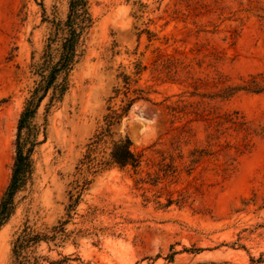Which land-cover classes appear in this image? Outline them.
Returning a JSON list of instances; mask_svg holds the SVG:
<instances>
[{
  "label": "rangeland",
  "instance_id": "1",
  "mask_svg": "<svg viewBox=\"0 0 264 264\" xmlns=\"http://www.w3.org/2000/svg\"><path fill=\"white\" fill-rule=\"evenodd\" d=\"M89 3L94 24L69 88L51 106L48 96L35 118L32 172L0 229V264H12L25 225L52 234L66 219L55 240L37 246L44 264H264V137L241 154L224 146L232 137H222L213 155L192 162V152L208 146L205 125L167 108L184 98L264 120V92L216 95L264 73V0ZM68 9V0H0V200L20 115L38 80L32 65L52 21L65 20ZM126 86L146 98L116 130L143 154L141 166L90 175L69 216L79 163L108 106L125 104Z\"/></svg>",
  "mask_w": 264,
  "mask_h": 264
},
{
  "label": "trees",
  "instance_id": "2",
  "mask_svg": "<svg viewBox=\"0 0 264 264\" xmlns=\"http://www.w3.org/2000/svg\"><path fill=\"white\" fill-rule=\"evenodd\" d=\"M68 1L67 18L52 21L53 30L47 38L43 54L40 60L32 65L38 80L20 115L12 177L0 200V229L14 213L15 196L25 186L32 172V153L37 137L35 118L39 108L48 96H50L48 106H51L55 100H61L67 92L70 74L84 54L83 37L94 24L89 0ZM126 82L130 85L129 77ZM126 87L125 104L120 108L108 106L103 125L89 142L88 152L79 163L78 176L74 183L76 185L73 189L75 192H70V202L67 206L69 216L79 202L83 191L91 184L90 175L98 174L112 165L134 168L141 166L143 154L134 150L133 141L128 134L118 133L116 129L133 103L146 96L142 94L143 89L132 90L130 86ZM239 91L264 92V73L251 74L240 84L228 85L216 95L229 98ZM130 93L137 96L131 97ZM167 108L178 118L195 115L197 117L195 120L205 125L208 146L195 149L192 152L194 156L192 162H197L206 155H213L216 152L214 146L222 137L233 138L234 141L226 140L224 146L233 149L237 154L250 150L255 145L254 137H264V120L255 122L240 110L217 112L201 108L200 104L188 102L184 98L168 105ZM191 130L192 128L189 132ZM219 145L223 144L219 143ZM67 222L68 219L61 222V225L54 226L52 234L38 232L32 226L25 225L13 242L12 264H44L43 257L35 254L37 246L41 242L55 240L64 230Z\"/></svg>",
  "mask_w": 264,
  "mask_h": 264
}]
</instances>
